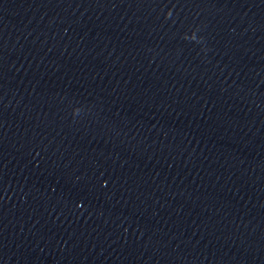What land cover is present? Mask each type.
I'll use <instances>...</instances> for the list:
<instances>
[{
  "label": "water",
  "instance_id": "water-1",
  "mask_svg": "<svg viewBox=\"0 0 264 264\" xmlns=\"http://www.w3.org/2000/svg\"><path fill=\"white\" fill-rule=\"evenodd\" d=\"M0 264H264V0H0Z\"/></svg>",
  "mask_w": 264,
  "mask_h": 264
}]
</instances>
